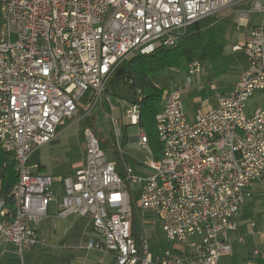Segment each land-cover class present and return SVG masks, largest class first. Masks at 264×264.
Here are the masks:
<instances>
[{
    "label": "built area",
    "instance_id": "obj_1",
    "mask_svg": "<svg viewBox=\"0 0 264 264\" xmlns=\"http://www.w3.org/2000/svg\"><path fill=\"white\" fill-rule=\"evenodd\" d=\"M228 9L238 28L259 17L244 45L233 48L244 52L249 67L214 107L206 99L191 122L185 101L193 89L204 91L192 83L204 65L193 63L183 84L164 89L155 121L159 160L142 128L138 141L148 164L139 173L124 164L123 178L95 128L83 131L85 165L64 179L71 201L56 217L88 218L101 238L96 248L111 254L113 264H219L232 253L227 235L238 229L240 207L253 186H264V108L248 112L250 100L264 92V0H0V151L11 155L18 176L11 203L0 199L2 256L12 247L24 264L47 245L41 227L55 201L54 180L32 163L38 150L67 121L85 122L105 104L115 109L109 86L123 62L177 47L194 24ZM142 102L139 90L130 107L136 124ZM115 135L122 136L117 124ZM117 152L126 156L122 145ZM127 183L140 191V252ZM149 216L168 244L182 247L178 253L151 252ZM262 256L254 252L248 264H264Z\"/></svg>",
    "mask_w": 264,
    "mask_h": 264
},
{
    "label": "trees",
    "instance_id": "obj_2",
    "mask_svg": "<svg viewBox=\"0 0 264 264\" xmlns=\"http://www.w3.org/2000/svg\"><path fill=\"white\" fill-rule=\"evenodd\" d=\"M2 15L0 12V30L2 26ZM237 29L233 18H222L214 20V17L203 20L194 24L188 31L187 36L180 41L179 45L174 48L161 47L149 56H137L128 62H123L110 83L109 90L116 85L126 83L134 88L136 99L137 91H141L143 102L140 109L139 125L146 132L149 139V145L152 148L155 157L161 158V146L156 132V116L161 112L163 105L164 88L157 89V78L169 71H177L187 78L189 69L195 62L206 65L211 74L215 78L227 75L230 68V58L226 55V45L228 36ZM129 82H132L130 85ZM214 91L209 90L190 94V99L202 96L204 99L209 95H213ZM95 118L91 117L85 121V127H94ZM95 128V127H94ZM99 137V136H98ZM101 147L106 151L107 146L99 137ZM117 150V148H116ZM116 171L125 178L124 164H131L137 173L141 171L142 166L129 158L128 156L120 157L116 151L115 156ZM18 181L17 172L15 170V162L11 155L0 151V199H4L7 203H11L14 187ZM131 194L132 205V235L136 240L138 252L142 248V211L137 207V201L140 191L137 187L127 183ZM163 236L157 239L159 244L153 238L150 241L151 252L159 253L161 250L170 249L174 253H178L174 249L173 244H168ZM163 240V241H162ZM152 242L156 246L152 245ZM8 264H22L18 257L9 260Z\"/></svg>",
    "mask_w": 264,
    "mask_h": 264
},
{
    "label": "crops",
    "instance_id": "obj_3",
    "mask_svg": "<svg viewBox=\"0 0 264 264\" xmlns=\"http://www.w3.org/2000/svg\"><path fill=\"white\" fill-rule=\"evenodd\" d=\"M258 21L259 17L254 16L251 18L249 27H237L235 31L238 29H244L247 31V36L244 39L239 40L238 43L234 45V47L244 45L249 37L250 29L255 24H257ZM226 55L230 58L231 70L227 75L218 78L220 86L217 87V90L221 92L220 94H225L232 91L236 83L239 81L241 75L249 67L248 61L243 51H233L232 49L230 52L226 49ZM194 91H196V89H194ZM216 95L214 96L213 94L211 97H207L209 99L214 96V101L211 105L212 107H214L216 104ZM260 95H264V92L260 93ZM250 102L248 105L249 114L254 113V111L258 108H264V106L259 107L257 105L251 104ZM195 119L196 118H194V120ZM69 122L72 121H67L60 127L56 140L41 147L32 159V163L37 166V171L40 174L48 175L53 178L55 201L50 205L49 217L41 227L42 233L47 238V245L44 247H39L32 253L28 254L26 260L28 264H42V261L43 264H113V258L111 254L95 247L96 242L100 241L101 238L99 235L94 233L93 227L89 226V224H92L88 218H80L75 216L69 219H58L56 217L58 209L71 201V193L65 189L64 182L62 181H64V179L67 177L74 176L78 170L83 168L86 159V146L83 134L81 143L79 146L74 148L73 154H69L62 160H59L58 163H60V165L54 166L50 169H48L46 166L47 164L44 161L43 151L50 146H54V144L60 141V136L67 128V124ZM50 152H56V148H52ZM250 193L251 196L247 198L245 203L240 207L239 214L236 219L238 223V229L234 232L228 233L227 235V243L231 246L232 253L223 255L219 260V264H248L253 253L256 251L260 252L259 250H251L249 248L250 244H256L257 242L252 240L249 243L245 235L248 224H250L252 229H258V220L252 219L251 213L248 212L245 214L243 213L242 216V210L246 208L251 209L255 202H258L264 198V186L256 184L250 190ZM150 218L153 217L150 216ZM149 221L154 223V220L151 221V219H149ZM252 224H255V227H252ZM251 235L264 238V229L262 228V230H260L257 235L254 232L251 233ZM153 238L158 244L160 243L157 241V239L159 240V237H152L150 238V241ZM87 240L88 243L85 247L83 246V243H86ZM152 245L156 246V244L153 242ZM173 246L177 251L182 249V247L178 244H173ZM260 254L263 256L258 258V261L264 263V252H260ZM7 255L15 258L14 249H10L9 253H7L5 256ZM86 255L89 256L88 260L85 258Z\"/></svg>",
    "mask_w": 264,
    "mask_h": 264
},
{
    "label": "rangeland",
    "instance_id": "obj_4",
    "mask_svg": "<svg viewBox=\"0 0 264 264\" xmlns=\"http://www.w3.org/2000/svg\"><path fill=\"white\" fill-rule=\"evenodd\" d=\"M225 17L233 18V22L236 23L235 13L232 9L222 11L218 15L214 16V20L216 19L219 21ZM246 36L247 31L244 29H238L237 31L232 32L227 39V51L231 52L234 45H236L239 40L244 39ZM185 80L186 77L184 74L179 73L177 71H169L160 75L157 78V84L164 89H169L173 87L176 83L183 84ZM192 83L194 85L204 87V91L207 92H209V89H213L212 91H214V96L216 94L218 95L221 93L217 90V87L220 86L218 78H215L211 74L210 70L207 68L206 65H204V72L199 75V78L195 77ZM193 91L187 93V99L185 101L186 114L190 122L202 113V110H204L205 107L206 99L208 101L207 104H209L210 106L214 101V96L209 99H204L202 96H198L195 99H190L189 96ZM110 95L111 103L115 109L113 111H110L108 104H105L103 109L98 106L96 110L92 113L93 117L95 118V130L98 136L101 138L102 142L107 146V159L109 161H115L116 148L118 145H122L126 156L141 165L142 169L145 171L143 166L148 164L147 158L149 154L139 144L138 137L141 133L142 128L139 124L133 122L132 115L130 112V107L136 100L135 90L128 84L122 83L112 88L110 91ZM208 97H211V95H209ZM250 103L259 107H263L264 95H260V93H257ZM116 124L122 132L121 138H117L115 135ZM85 126V122H77L76 120L69 122L67 124V128L60 136V141L54 144V146H50L49 148H46L43 151L44 161L46 162V166L48 169L60 165V163H58L59 160H62L69 154H73L74 148L79 146L81 143V140L83 138V131L86 128ZM52 148H56V152H50ZM246 212L251 213L252 219H257L259 224L258 229H252L250 227V224H248L247 226V232L245 234L247 237V241L249 243L252 240L257 242L256 244H250L249 248L251 250H259L260 252H264V238H260L258 236L255 237V235H251V233L253 232L257 235L260 230H262V228L264 229V198H262L258 202H255L251 209H243L242 216L243 213L245 214ZM148 219H151V221H153L155 217L150 218L149 216ZM89 226L91 227L92 225L89 224ZM147 227L149 238L163 236L162 239H164V235H162L163 233L158 219L154 223H148L147 221ZM94 233L96 232L94 231ZM87 243L88 240L86 241V243H83V246L86 247ZM96 243H98V241ZM10 249H12V247H9V250ZM26 257L27 255L24 258V264H28ZM12 258L13 257L9 255L2 256L0 252V264H8L9 260H11ZM85 258L86 260H88L89 256L86 255Z\"/></svg>",
    "mask_w": 264,
    "mask_h": 264
},
{
    "label": "bare ground",
    "instance_id": "obj_5",
    "mask_svg": "<svg viewBox=\"0 0 264 264\" xmlns=\"http://www.w3.org/2000/svg\"><path fill=\"white\" fill-rule=\"evenodd\" d=\"M117 151V150H116Z\"/></svg>",
    "mask_w": 264,
    "mask_h": 264
}]
</instances>
